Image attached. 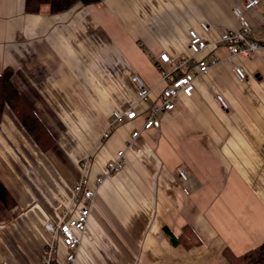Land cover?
<instances>
[{"label": "crops", "instance_id": "0c3cea01", "mask_svg": "<svg viewBox=\"0 0 264 264\" xmlns=\"http://www.w3.org/2000/svg\"><path fill=\"white\" fill-rule=\"evenodd\" d=\"M242 2L99 0L28 13L25 0H0V72L12 69L14 86L55 139L43 150L5 109L0 179L15 206L0 199V264H42L46 223L73 213L75 184L94 187L121 150L123 168L97 185L76 264H225V249L239 255L264 242V48L231 57L226 45L210 46L202 56L221 62L196 79L191 97L180 95L161 128L132 139L152 102L137 101L132 76L160 96L166 82L156 57L182 53L190 30L214 42L238 28ZM246 14L264 43V0ZM131 106L141 116L109 128L113 111ZM66 252L59 239L58 264Z\"/></svg>", "mask_w": 264, "mask_h": 264}, {"label": "built area", "instance_id": "2783aa9c", "mask_svg": "<svg viewBox=\"0 0 264 264\" xmlns=\"http://www.w3.org/2000/svg\"><path fill=\"white\" fill-rule=\"evenodd\" d=\"M259 3L260 0H243L241 4L237 5L234 8V15L238 20L239 27L223 30L217 35L214 42L203 39L196 30H190V39L186 49L182 53L175 57L165 52L157 56L155 59L157 66L161 71L163 81L166 82V86L160 96H155L153 90L146 85L139 75H133L132 81L138 87L137 101L149 102L151 100V105L142 116L133 106L125 110L115 109L109 128L112 129L117 124L132 122L138 119L139 115L143 119V124L132 133L133 140L143 131L161 128V117L165 113L174 110L176 100L180 95L191 97L194 92L196 79L221 62L217 58L202 56L203 51L213 44L222 43L226 45L231 53V57H248L264 48V43L254 39L253 27L246 14L247 11L257 7ZM201 27L207 33L213 31L211 23L207 20L201 21ZM232 71L239 80H245L248 77L247 72L240 65L233 64ZM220 102L225 107L227 106L226 102H222L221 100ZM109 134V131H106L103 137H108ZM131 143L132 141L129 145ZM125 153V150L118 152L116 159L108 164L107 173L98 179L94 187L89 186L86 180H80L75 184L74 204L76 206L74 212L71 213V209L66 208L61 213L58 222L48 221L45 225L51 235V241L41 249L42 264H58L59 239H62L67 249L63 264H76L91 208L95 202L97 185L103 182L105 177L111 176L123 168ZM177 172L182 180L189 179L184 166L178 167ZM3 264L11 263L4 261Z\"/></svg>", "mask_w": 264, "mask_h": 264}, {"label": "trees", "instance_id": "16d2710c", "mask_svg": "<svg viewBox=\"0 0 264 264\" xmlns=\"http://www.w3.org/2000/svg\"><path fill=\"white\" fill-rule=\"evenodd\" d=\"M99 0H25V11L39 13L42 6L48 5L51 12H60L82 2L96 3ZM12 69L0 72V121L6 108H9L35 142L45 151L54 144L55 139L41 122L35 111L29 106L12 82ZM0 199L8 207L15 206V199L0 179ZM190 237L195 236L193 230L185 228ZM196 239L198 237L196 236ZM225 264H264V242L242 254H235L229 248L224 250Z\"/></svg>", "mask_w": 264, "mask_h": 264}, {"label": "rangeland", "instance_id": "374dc122", "mask_svg": "<svg viewBox=\"0 0 264 264\" xmlns=\"http://www.w3.org/2000/svg\"><path fill=\"white\" fill-rule=\"evenodd\" d=\"M4 114V113H3ZM31 136V135H30ZM34 140V139H33ZM35 141V140H34Z\"/></svg>", "mask_w": 264, "mask_h": 264}]
</instances>
